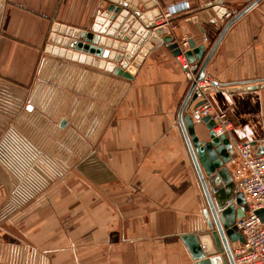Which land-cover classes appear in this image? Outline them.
<instances>
[{
	"label": "crops",
	"instance_id": "1",
	"mask_svg": "<svg viewBox=\"0 0 264 264\" xmlns=\"http://www.w3.org/2000/svg\"><path fill=\"white\" fill-rule=\"evenodd\" d=\"M180 1L156 0L155 26L178 43L192 38L208 50L225 23L215 0H187L191 9L165 18ZM106 6L105 0H0V264H13L12 258L17 264H196L181 238L208 231L205 197L178 122L191 81L165 44L152 42L132 79L67 60L102 81L123 82L124 92L109 120L103 116L98 124L95 148L89 135L67 138L72 152L81 146L75 164L70 153L69 166L58 168L36 150L43 130L58 145V131L72 125L61 110L71 105L58 104L55 88L33 90L52 26L88 29ZM138 9L144 11L141 3ZM205 73L216 86L211 100L234 121L233 136L264 145V87L227 91L264 81V0L227 29ZM192 127L196 142L209 140L204 122L192 118ZM205 176L212 189L221 187L214 172Z\"/></svg>",
	"mask_w": 264,
	"mask_h": 264
},
{
	"label": "water",
	"instance_id": "2",
	"mask_svg": "<svg viewBox=\"0 0 264 264\" xmlns=\"http://www.w3.org/2000/svg\"><path fill=\"white\" fill-rule=\"evenodd\" d=\"M105 1L107 6L102 11L100 9L96 11L88 29L54 23L49 37V41L54 44H47L45 51L66 59L104 68L126 79H132L137 73L144 57L154 48L153 41L165 44L173 56L181 53V44L174 39V36L171 33L165 34V28L162 25L155 26L154 20L160 14L155 6L156 0ZM258 1L250 0L235 15L226 20L208 50L205 49L204 44L197 45L192 38L186 40L188 49L183 51L186 60L200 64L194 80L204 75L206 65L227 29ZM214 2L217 4L215 8L217 14L222 18L227 8L222 5L223 0ZM139 3L143 5L144 11L138 9ZM193 87L194 81H191L180 105L178 122L205 197L206 207L202 213L208 231L185 234L181 238L196 264H234L230 244L243 241V236L236 228L235 220L244 215V198L241 192L234 189L229 172L223 165L227 160L225 150L221 146L224 140L215 137L211 132L214 123L210 118L194 117L197 121L204 122L210 132L208 141L196 142L192 117L184 114L195 101ZM263 87L264 81L227 88V91L255 90ZM199 104L200 102L196 101L192 108ZM263 151L262 147L257 149V153ZM229 152L233 154L231 149ZM205 172L207 175L214 172L217 176L213 178V181H220L221 187L212 189ZM258 213L264 215V210H259Z\"/></svg>",
	"mask_w": 264,
	"mask_h": 264
},
{
	"label": "built area",
	"instance_id": "3",
	"mask_svg": "<svg viewBox=\"0 0 264 264\" xmlns=\"http://www.w3.org/2000/svg\"><path fill=\"white\" fill-rule=\"evenodd\" d=\"M191 9L187 0H182L168 7L164 17ZM238 10L226 9L224 20L230 19ZM181 53L176 59L181 69L186 72L190 81H194L193 93L195 101L189 107L190 116L199 119L208 117L213 121L211 132L215 137L224 140L227 160L224 166L229 172L234 189L241 192L244 198V215L235 220L238 232L243 236V241L230 244V252L234 264H264V215L258 213L264 210V151L257 153V143L246 139H237L231 133L234 121L226 110L218 109L211 100V93L215 90V83L210 75L195 79L200 64L196 61L188 62L183 54L186 50V40L182 39ZM200 104L192 108L193 104ZM264 145H261L263 147ZM233 151V154L229 150ZM264 150V149H263Z\"/></svg>",
	"mask_w": 264,
	"mask_h": 264
},
{
	"label": "rangeland",
	"instance_id": "4",
	"mask_svg": "<svg viewBox=\"0 0 264 264\" xmlns=\"http://www.w3.org/2000/svg\"><path fill=\"white\" fill-rule=\"evenodd\" d=\"M243 6L242 4L232 7L231 9L239 11ZM222 18L224 19V17ZM47 44L52 45L54 43L48 41ZM67 60L71 61V59H66L65 57L54 55L50 51H45L43 61L39 68V74L41 75L36 77L34 83L35 87H33L35 93H38L41 89L43 92L48 93L52 88H55L57 99L60 101L58 104L64 103L67 99L68 103L71 105V109H69L68 112L64 104L61 107L63 113L70 115L69 119L72 121V125L69 126L67 131H58V145H52L50 143V134L48 131L43 130V143L36 149L43 161L53 162L58 168L62 169L66 168V165L69 166L72 154L74 155L73 163L75 164L76 161L80 159L82 153L81 146L76 147L77 149L74 148L72 152L70 144L67 145L66 140L69 138L70 134L79 142L80 140L78 138H81L82 135H84V137L89 135L90 149L95 148L92 144H94L97 138L98 124L103 116L105 122L109 120L113 109L116 104H118L121 94L125 89L123 82L118 83L113 79L102 81V79L98 77L97 72H86L75 65L73 66L72 63ZM85 73L90 74L88 81L86 80ZM45 93L43 95H45ZM41 101L43 102V107H45V113L48 115L50 103H48V99L44 96L41 98ZM82 105L83 108H81ZM56 113L60 114L58 112ZM65 120L66 119L63 118L61 121L63 122ZM82 122H84L83 125L81 124ZM30 147L32 148V146ZM29 162L30 159L27 163ZM31 163H33L32 160ZM11 263L17 264V258H12Z\"/></svg>",
	"mask_w": 264,
	"mask_h": 264
}]
</instances>
